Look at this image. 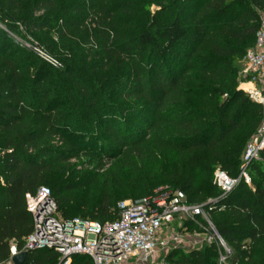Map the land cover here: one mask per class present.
<instances>
[{"label": "trees", "instance_id": "trees-1", "mask_svg": "<svg viewBox=\"0 0 264 264\" xmlns=\"http://www.w3.org/2000/svg\"><path fill=\"white\" fill-rule=\"evenodd\" d=\"M260 13L264 0H0L8 31L23 26L62 65L0 30V264L32 233L26 196L39 187L63 218L107 223L119 202L163 186L203 205L230 251L176 249L166 264H264V148L250 186L223 196L213 183L217 169L238 177L262 119L236 80ZM80 156L111 161L113 176L79 202L58 171ZM58 262L43 248L23 264ZM72 264L94 263L75 255Z\"/></svg>", "mask_w": 264, "mask_h": 264}, {"label": "built area", "instance_id": "built-area-1", "mask_svg": "<svg viewBox=\"0 0 264 264\" xmlns=\"http://www.w3.org/2000/svg\"><path fill=\"white\" fill-rule=\"evenodd\" d=\"M40 56L60 68L55 60L44 54ZM241 64L238 89L261 107L262 119L244 150L238 177L233 178L220 169L214 172L213 183L223 196L241 180L251 185L248 167L259 160L264 148V13L259 14L254 44L244 54ZM26 207L33 220L32 233L25 239L22 251L11 245L9 258L2 264H13L12 258L23 251L43 248L59 255L58 264H72L75 255H88L94 264H166L165 258L171 251L196 248L197 242L190 246L186 243L185 223H196L198 219L206 222L203 230L209 243L230 254L204 206L189 204L182 191L169 186L138 200L119 202L117 218L107 223L63 218L46 187L27 194ZM220 260L225 262V257L221 256Z\"/></svg>", "mask_w": 264, "mask_h": 264}, {"label": "rangeland", "instance_id": "rangeland-1", "mask_svg": "<svg viewBox=\"0 0 264 264\" xmlns=\"http://www.w3.org/2000/svg\"><path fill=\"white\" fill-rule=\"evenodd\" d=\"M109 1L110 3L113 4L119 0H109ZM192 7H193L192 5L189 6L191 10H192ZM154 10H155V7L151 6L150 7L151 14L154 12ZM0 30L6 32L7 35L13 38L14 41L18 43L19 45L32 50L39 58L43 59L40 56V54H44L48 56L49 58L58 62L60 64V67L62 66L59 59H57L54 56L49 55L43 47L39 48L36 45H34L35 41L33 40L31 32H29L23 26L17 24L18 33H11L10 31H8L5 25H3L0 22ZM241 62H242V59H240L237 64V70H238L237 77H236L237 82L240 79L239 71L241 70V66H242ZM237 89H238V86H237ZM225 97L226 96H224L223 99ZM118 103L128 105V104L133 103V101L131 100L129 101L126 99L125 101L120 100L118 101ZM134 103H137V102L135 101ZM142 117H144L147 122L152 120V117H150V112L145 113L144 115H142ZM98 161L100 162L97 163ZM110 165H111V161H108L105 158L100 159L99 157H96L94 159H89L87 157L80 156L79 158L70 160L68 164L59 167L58 176L59 178H61V181L64 184V186L66 187L73 186L74 189L71 191L70 196L75 201L80 202V201L86 200L88 197V194L92 192L95 188L97 187L99 188L104 185L105 181L108 182L111 180L113 173H109V171H107L109 170ZM206 227L207 225H203L200 219L197 220L194 227L185 226L186 243L189 244L190 246L191 243L195 244L197 242L196 248H201L204 246L211 245L208 241L209 237L207 235V232L203 230V229H206ZM183 250L189 251L188 248H184Z\"/></svg>", "mask_w": 264, "mask_h": 264}, {"label": "water", "instance_id": "water-1", "mask_svg": "<svg viewBox=\"0 0 264 264\" xmlns=\"http://www.w3.org/2000/svg\"><path fill=\"white\" fill-rule=\"evenodd\" d=\"M27 251H23L12 258L13 264H23L26 258Z\"/></svg>", "mask_w": 264, "mask_h": 264}, {"label": "bare ground", "instance_id": "bare-ground-1", "mask_svg": "<svg viewBox=\"0 0 264 264\" xmlns=\"http://www.w3.org/2000/svg\"><path fill=\"white\" fill-rule=\"evenodd\" d=\"M245 87V86H244Z\"/></svg>", "mask_w": 264, "mask_h": 264}]
</instances>
